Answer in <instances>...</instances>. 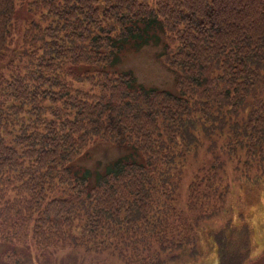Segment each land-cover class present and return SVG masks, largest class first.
<instances>
[{
    "label": "trees",
    "instance_id": "16d2710c",
    "mask_svg": "<svg viewBox=\"0 0 264 264\" xmlns=\"http://www.w3.org/2000/svg\"><path fill=\"white\" fill-rule=\"evenodd\" d=\"M26 2L0 0L2 262L23 264L34 251L51 263L70 247L162 264L152 248L166 242L197 255L200 223L231 194L224 165L239 188L264 187V0ZM161 43L176 91L108 68L125 50ZM83 81L88 92L73 87ZM48 94L61 106L47 107ZM96 140L134 155L102 170L75 165ZM250 218L240 209L206 229L215 264L251 257Z\"/></svg>",
    "mask_w": 264,
    "mask_h": 264
},
{
    "label": "rangeland",
    "instance_id": "374dc122",
    "mask_svg": "<svg viewBox=\"0 0 264 264\" xmlns=\"http://www.w3.org/2000/svg\"><path fill=\"white\" fill-rule=\"evenodd\" d=\"M26 2V9L28 2ZM155 0H150V3L154 5ZM26 15V10L21 7L18 12V17L23 18ZM27 15L30 16L27 11ZM31 17V16H30ZM40 22V21H39ZM49 21H41L40 25L45 27ZM178 43H174L173 46H177ZM162 43L158 45H147L136 50H125L120 54V59L116 61L114 66H109L111 71H124L131 70L134 76L140 83L146 86L157 87L159 89H168L176 91L175 83L177 78V71L168 68L166 63L159 58V52L162 50ZM60 86L67 85L62 81H59ZM74 88L88 92L90 84L88 81L74 82ZM60 87H54V91H58ZM55 98H52L48 94L47 107H59V101L54 102ZM62 102V101H61ZM50 108L49 110H51ZM47 110V111H49ZM87 152L76 162L75 165L90 168L92 170H102L105 165L121 155H134V151L128 149L126 146H114L109 143L103 142V140H96L92 145L88 147ZM206 148L204 146L202 149ZM239 154L244 153V149L238 151ZM204 162L209 161L210 155L206 153ZM202 161V157H199L198 164ZM197 163H190L188 172L183 177L181 184V201H186L189 195L188 187L193 181L196 175ZM223 169L226 170L224 176V184L229 183V193L227 201L224 199L219 205L218 213L213 218L206 219L200 223L201 230L196 232L197 236V255H194L190 250V246L186 245L181 248L180 244H177L175 248L171 243H168L169 248H164L161 245H157L152 250L158 252L156 260H162V264H215L216 252L213 247L212 241L209 236L206 235V229L216 228L221 225L232 213H236L238 210L243 209L246 213L251 215L252 227L254 230V249L251 253V257L244 264H262L264 263V187L255 190H248L245 185L239 183L238 180L232 175L230 170L224 165ZM227 188V187H226ZM225 188V189H226ZM214 201L211 202V204ZM214 205V204H212ZM208 208V207H205ZM211 208V207H209ZM182 209V208H181ZM170 238V237H168ZM181 240V239H178ZM5 244H0V246ZM70 247H65L62 250H57L51 263L44 264H125L120 260V257L111 252H104L100 254L90 253L87 254L82 250H77L69 254ZM147 252V256L151 258V252ZM0 249V264H5L1 260ZM31 256H28L23 264H39L37 261L36 253L32 251Z\"/></svg>",
    "mask_w": 264,
    "mask_h": 264
}]
</instances>
